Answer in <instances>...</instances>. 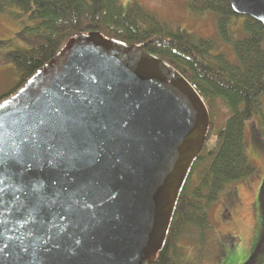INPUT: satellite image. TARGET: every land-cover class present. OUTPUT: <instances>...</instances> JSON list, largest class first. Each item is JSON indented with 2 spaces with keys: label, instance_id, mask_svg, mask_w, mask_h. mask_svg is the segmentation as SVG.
<instances>
[{
  "label": "water",
  "instance_id": "1",
  "mask_svg": "<svg viewBox=\"0 0 264 264\" xmlns=\"http://www.w3.org/2000/svg\"><path fill=\"white\" fill-rule=\"evenodd\" d=\"M143 48L77 34L0 102V264L155 263L211 117Z\"/></svg>",
  "mask_w": 264,
  "mask_h": 264
},
{
  "label": "trees",
  "instance_id": "2",
  "mask_svg": "<svg viewBox=\"0 0 264 264\" xmlns=\"http://www.w3.org/2000/svg\"><path fill=\"white\" fill-rule=\"evenodd\" d=\"M188 5L193 15H217L218 35L225 43H232L238 63L231 62L212 39L169 27L137 1L125 10L120 0H0V13L17 11L16 18H26L31 23L17 33L29 47L18 46L6 55L16 66L18 80L0 97V102L17 93L70 39L98 32L110 40L141 45L180 72L210 112L208 138L216 129L218 101L229 109L215 146L203 150L191 171L166 244L154 264H182V240L198 237L202 245L208 239L213 228L209 213L212 204L233 183L257 174L248 155L247 122L253 124L254 116L260 117L264 127V25L235 14L228 0H190ZM240 19L244 35L234 40L233 27L239 25ZM12 43L2 41L0 46ZM259 190L264 217V182ZM259 242L255 256L264 252V230Z\"/></svg>",
  "mask_w": 264,
  "mask_h": 264
},
{
  "label": "rangeland",
  "instance_id": "3",
  "mask_svg": "<svg viewBox=\"0 0 264 264\" xmlns=\"http://www.w3.org/2000/svg\"><path fill=\"white\" fill-rule=\"evenodd\" d=\"M132 1L139 2L142 7L155 13L167 22L169 27L212 39L231 62L238 63L232 43H225L218 35L216 14L208 12L202 16L193 15L188 5L190 0H120L122 8L128 10L127 7ZM13 12L0 13V42L13 41L10 46H0V97L18 80L16 66L7 59V53L18 46L29 47L17 33L31 23L26 18H16L17 11ZM237 21L239 25L233 27L234 40L244 35L243 19ZM262 106L264 113V102ZM216 115V129L206 142L209 150L215 146L218 130L229 115V109L221 101L217 103ZM253 121V124L247 122L245 138L249 159L256 167L257 174L247 180L233 183L226 193L212 204L209 213L213 228L202 245L198 244V237H186L181 241L185 249L182 264H264V252L255 256L264 230L259 190L264 182V127L260 117L254 116Z\"/></svg>",
  "mask_w": 264,
  "mask_h": 264
}]
</instances>
